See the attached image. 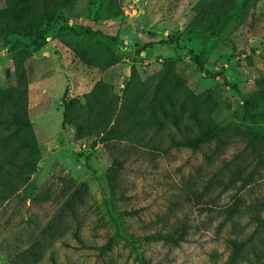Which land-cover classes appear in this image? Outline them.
I'll use <instances>...</instances> for the list:
<instances>
[{
  "label": "rangeland",
  "instance_id": "obj_1",
  "mask_svg": "<svg viewBox=\"0 0 264 264\" xmlns=\"http://www.w3.org/2000/svg\"><path fill=\"white\" fill-rule=\"evenodd\" d=\"M24 1L0 0V264H264V0H59L21 31Z\"/></svg>",
  "mask_w": 264,
  "mask_h": 264
},
{
  "label": "trees",
  "instance_id": "obj_2",
  "mask_svg": "<svg viewBox=\"0 0 264 264\" xmlns=\"http://www.w3.org/2000/svg\"><path fill=\"white\" fill-rule=\"evenodd\" d=\"M56 4H59V0H50V4L48 3L47 0H44L43 4H40V5L37 2H35V0H25L21 7L22 12L20 16L19 27L16 30L24 31V30H27L28 28H31L33 26L34 17H36L38 13H40L42 16H45L47 21H53L56 17L55 16L56 9L54 8ZM4 13H6V10L0 11V14H4ZM16 30L11 31V34H16L17 32ZM197 59L198 58L195 57V62L198 65H200ZM245 116L247 117V119L252 120V121L254 120L264 121V115L260 112L250 113L246 111ZM109 136L110 134H106L104 138H108ZM197 144L198 142H194V140L189 141V146H191L192 148L198 147L199 145ZM202 145H204L203 141L201 143V146ZM232 206L233 205L225 207L223 212L230 213L233 210ZM174 234L176 238L173 237L171 232L160 229L154 232L149 238H151V240L153 241H158V240L172 241L176 246L179 242L186 241V237L188 236L187 231H183L181 229L178 230L177 228L174 229ZM231 248H232L231 249V254H232L235 251V248L234 247H231ZM141 264H150V263L148 261H142Z\"/></svg>",
  "mask_w": 264,
  "mask_h": 264
}]
</instances>
